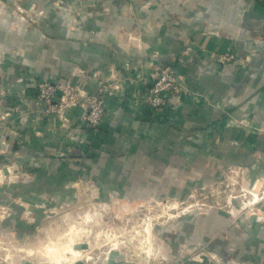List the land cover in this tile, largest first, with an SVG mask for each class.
Listing matches in <instances>:
<instances>
[{
    "label": "rangeland",
    "instance_id": "1",
    "mask_svg": "<svg viewBox=\"0 0 264 264\" xmlns=\"http://www.w3.org/2000/svg\"><path fill=\"white\" fill-rule=\"evenodd\" d=\"M70 6L0 0V17L17 34L53 41L42 22L47 9L62 16ZM79 13L75 23L86 20ZM263 42L252 39L244 52L174 56L138 77L127 65L106 76L88 70L76 52L55 74L46 61L16 80L10 74L32 67L31 56L20 44L0 45L8 82H0V264H264V87L256 86ZM179 63H192L194 73ZM164 75L174 85L156 104L152 89ZM209 75L232 84L203 86ZM45 83L56 88L50 101ZM144 105L150 122H167L163 150L146 149L149 140L121 127L110 135L116 151L93 148L114 110L116 117V109ZM192 107L213 117L191 125L183 114ZM131 139L136 146L118 145Z\"/></svg>",
    "mask_w": 264,
    "mask_h": 264
},
{
    "label": "crops",
    "instance_id": "2",
    "mask_svg": "<svg viewBox=\"0 0 264 264\" xmlns=\"http://www.w3.org/2000/svg\"><path fill=\"white\" fill-rule=\"evenodd\" d=\"M54 1L35 0L44 8L51 7ZM65 1L71 4L70 7L73 10L62 16H55L47 9L48 14L42 20L46 34L53 41H43V38L34 32H28L25 35L17 34L7 26L6 19L8 18L0 17V45L20 44L19 46L23 47L26 55L31 56L33 64L32 67L26 68L16 66V70L10 74L11 80L34 76L36 70L38 72L42 70L46 61L48 67L51 68V73L48 75L55 74L57 66L67 65L69 55L76 52L80 55L81 61H85L84 66L89 68L88 70L103 71L104 76L108 75L106 72L115 70V66L121 68L124 65L139 73L137 75L133 71V76H149L156 65L171 61L174 56L184 60L183 56L187 54L204 53L207 55L225 49L244 52L246 47L253 45L252 39L264 38V0ZM78 11H80L79 14L86 15V20L75 23L74 17L77 16ZM73 38L79 39L80 43L66 42V39L72 40ZM59 39L63 42L57 46L59 43L56 40ZM261 46L262 55H264V42ZM57 55L62 56L60 62L55 61ZM263 60L262 56L258 61ZM177 67L181 72L191 74L195 70L192 63L188 64L187 69L180 63ZM256 69L263 71V63L257 62ZM260 78L262 79L256 81V86L264 87V77ZM231 81L230 77L223 79V77L209 75L203 86H225L226 82ZM236 81L241 83L242 80ZM0 82L8 85L6 72L2 78L0 77ZM129 87L125 85L126 93L130 91ZM86 89L93 93L98 89V85L94 82H86ZM12 92L18 93V89ZM132 109L134 110L130 111L127 107L126 113L116 109L118 113L116 117L114 110L107 128L98 138L101 142L95 141L93 148L105 150L108 147L116 151L115 142L111 140L110 135H115V130L121 131L122 129L126 131L125 136L137 132L141 138L149 140V146L146 145V149L163 150L162 147H165L164 142L167 139L162 136L170 132L167 122H161V116L158 122H150L154 115L148 106ZM193 110H195L194 113ZM184 113L185 119H191L189 121L191 125L199 124L200 121L207 122L213 117L209 116L208 111L196 110L193 107ZM167 119L168 116L162 117V121ZM117 127L121 128L117 129ZM153 136L156 139L158 138L156 136H159V139L151 142ZM121 142L123 141H119L118 145L123 146V149H127L129 145L136 146L133 139L126 143ZM134 165L142 166L145 163L138 161ZM126 166L129 165L126 163Z\"/></svg>",
    "mask_w": 264,
    "mask_h": 264
},
{
    "label": "built area",
    "instance_id": "3",
    "mask_svg": "<svg viewBox=\"0 0 264 264\" xmlns=\"http://www.w3.org/2000/svg\"><path fill=\"white\" fill-rule=\"evenodd\" d=\"M174 85V81L171 79H168V77L166 75H164L161 80L159 82H157L153 89L152 92L155 96H157L159 99H157L156 104H159L161 102V93L164 90V87L166 86H172ZM41 93H42V97H46V95L48 96V101H50V97L52 96V93L56 92V88L55 86H53V84L51 83H45L44 85L41 86ZM54 97V95L52 96V98ZM95 106H98V100H95ZM102 110H100L101 112Z\"/></svg>",
    "mask_w": 264,
    "mask_h": 264
}]
</instances>
